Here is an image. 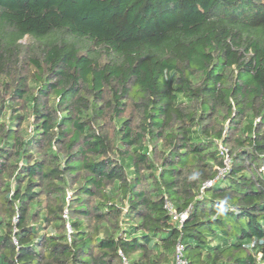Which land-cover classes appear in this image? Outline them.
Returning a JSON list of instances; mask_svg holds the SVG:
<instances>
[{
    "label": "trees",
    "instance_id": "obj_1",
    "mask_svg": "<svg viewBox=\"0 0 264 264\" xmlns=\"http://www.w3.org/2000/svg\"><path fill=\"white\" fill-rule=\"evenodd\" d=\"M177 242L264 264V0H0V264H173Z\"/></svg>",
    "mask_w": 264,
    "mask_h": 264
},
{
    "label": "built area",
    "instance_id": "obj_2",
    "mask_svg": "<svg viewBox=\"0 0 264 264\" xmlns=\"http://www.w3.org/2000/svg\"><path fill=\"white\" fill-rule=\"evenodd\" d=\"M217 152L218 155L220 156L222 160V166L218 169L217 175L213 180L206 181L203 183V185L200 188V193L203 192L204 188L211 186L215 181H217L219 178L223 177L225 174H227L230 171V166H231V157L229 155V152L227 148L222 144L218 143L217 144ZM70 193H67L66 200L69 198ZM163 207L171 220L175 222L177 225H181L184 220L187 217V210L183 212H177L170 201L164 197V204ZM62 218L66 221L65 223V229H66V234H67V240H70V233H71V228L68 223V217L66 211L63 212ZM15 243V241H13ZM119 257L122 260V264H129V262L125 259L123 254L121 252H118ZM173 264H186L185 258H184V247L180 242H177L174 248V261Z\"/></svg>",
    "mask_w": 264,
    "mask_h": 264
},
{
    "label": "rangeland",
    "instance_id": "obj_3",
    "mask_svg": "<svg viewBox=\"0 0 264 264\" xmlns=\"http://www.w3.org/2000/svg\"><path fill=\"white\" fill-rule=\"evenodd\" d=\"M217 186H218V187L222 186V183H218Z\"/></svg>",
    "mask_w": 264,
    "mask_h": 264
}]
</instances>
